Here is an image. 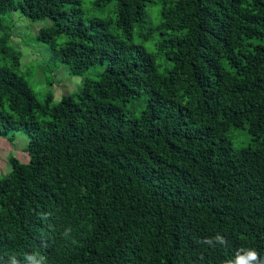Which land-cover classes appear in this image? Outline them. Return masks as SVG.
<instances>
[{
  "label": "trees",
  "instance_id": "obj_1",
  "mask_svg": "<svg viewBox=\"0 0 264 264\" xmlns=\"http://www.w3.org/2000/svg\"><path fill=\"white\" fill-rule=\"evenodd\" d=\"M152 2L93 0L114 18L85 23L81 0H0V15L55 19L37 38L66 37L51 58L70 75L106 62L42 103L0 35V137L23 131L29 156L10 155L0 176V264H226L241 249L264 260V0H157L145 34L160 33L166 73L132 39ZM243 127L250 142L233 149Z\"/></svg>",
  "mask_w": 264,
  "mask_h": 264
},
{
  "label": "rangeland",
  "instance_id": "obj_2",
  "mask_svg": "<svg viewBox=\"0 0 264 264\" xmlns=\"http://www.w3.org/2000/svg\"><path fill=\"white\" fill-rule=\"evenodd\" d=\"M93 0H81L80 11L83 20L88 23L93 18H114L112 5L108 4L99 10ZM147 17L140 25L135 26L132 39L135 43H141L154 58L157 70L166 73L171 63L164 59L161 52L156 49V42L161 38L160 33L154 30L152 33L145 34L149 27L155 25L159 20V4L157 0L146 6ZM72 17H59L57 21H67ZM55 19L50 17L29 20L18 10L0 15V35L6 30L10 31V45L14 50L21 53L19 63L15 67L23 76L32 91L40 102H44L48 94L51 95V102L57 103L61 96L66 93L76 91L84 77L96 78L106 67V62H97L84 70L81 75L72 76L66 67L59 61L51 58L54 48H59L66 42V37L61 36L54 39L53 44L39 41L37 38L38 30L43 26H49ZM10 57L7 52L0 51V64L9 65ZM145 106V94L135 100L129 101L124 107L128 114H138ZM230 140L233 149L247 146L250 136L246 127L233 129L230 133ZM28 143L27 135L21 130H13L7 136L0 137V176H4L10 169L8 157L14 156L21 162H27L28 153L25 150Z\"/></svg>",
  "mask_w": 264,
  "mask_h": 264
},
{
  "label": "clouds",
  "instance_id": "obj_3",
  "mask_svg": "<svg viewBox=\"0 0 264 264\" xmlns=\"http://www.w3.org/2000/svg\"><path fill=\"white\" fill-rule=\"evenodd\" d=\"M70 232L71 229L67 228L64 230L63 235L67 237ZM214 239L222 245H227V240L220 234L215 235ZM203 243L215 247V245H213V238H205ZM37 257H39V259H37ZM25 260L29 261L30 264H43L44 257L38 256V254H28L25 256ZM11 264H19V262L15 257H12ZM226 264H264V260H262L258 252L253 249H241L239 252H237L235 259L227 261Z\"/></svg>",
  "mask_w": 264,
  "mask_h": 264
}]
</instances>
